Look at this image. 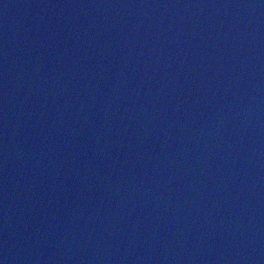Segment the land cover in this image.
I'll return each mask as SVG.
<instances>
[{
  "label": "water",
  "instance_id": "obj_1",
  "mask_svg": "<svg viewBox=\"0 0 264 264\" xmlns=\"http://www.w3.org/2000/svg\"><path fill=\"white\" fill-rule=\"evenodd\" d=\"M0 264H264V0H0Z\"/></svg>",
  "mask_w": 264,
  "mask_h": 264
}]
</instances>
